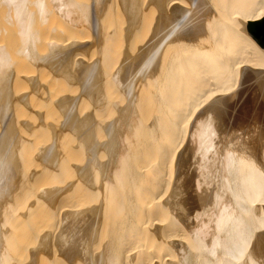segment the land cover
I'll return each instance as SVG.
<instances>
[{"label": "bare ground", "instance_id": "6f19581e", "mask_svg": "<svg viewBox=\"0 0 264 264\" xmlns=\"http://www.w3.org/2000/svg\"><path fill=\"white\" fill-rule=\"evenodd\" d=\"M263 16L264 0H0V264H264V45L241 26ZM33 70L78 87L44 102Z\"/></svg>", "mask_w": 264, "mask_h": 264}, {"label": "rangeland", "instance_id": "374dc122", "mask_svg": "<svg viewBox=\"0 0 264 264\" xmlns=\"http://www.w3.org/2000/svg\"><path fill=\"white\" fill-rule=\"evenodd\" d=\"M116 7H117V6H115V8H116ZM116 13H117V12H116ZM115 16H116V14H115ZM118 17H120V16H118ZM116 18H117V17H116ZM117 19H118L117 23H116V21H115L114 23H116L117 26H118V24H119V18H117ZM117 19H116V20H117ZM120 20H121V18H120ZM121 22H123V21L121 20ZM121 22H120V24H124V25L126 24V23H124V22H123V23H121ZM112 23H113V22H112ZM124 25H123V26H124ZM114 26H116V25H114ZM121 26H122V25H121ZM120 28H121V27H120ZM141 35H143L142 32L140 33V36H141ZM139 41L141 42V40H139ZM117 44H118V41H117ZM117 44H115L116 47L118 46L117 49L119 48V49L122 50L123 47H124V49H125V46H124L125 44H124V43H119L120 46H121V44L123 45L121 48H120L119 44H118V45H117ZM119 49L117 50L118 52H119ZM121 52H122V53H121V55H122V54H123V50H122ZM92 53H93V52H92ZM89 54L91 55L90 52H89ZM93 54H94V53H93ZM96 54H97V53L95 52V55H96ZM95 55H94V56H95ZM92 57H93V55H92ZM73 61H74V60H73ZM113 66H114V65H113ZM111 69L114 70L113 67H112ZM34 70H35V69H34ZM34 70H33V72H30V71H29V73L32 74V73H36V72H37L36 74H39V75H40V73L42 72V73H41V77H42V76H43V77H42V79H41V82H43L42 80H44L45 82H43V83H45L46 85L48 84L47 81H48V82H51V83H50L51 85H52V84L54 85V83H56V84H55L56 86L54 85V87H53V85H52V87H50V86H51L50 84H48V85H50V86L47 85V90H48V92H46L47 90L43 92L44 88H43L42 86H40V89L43 88V90H41V91H42V94H41V95L43 96V94L45 93L44 95L46 96L44 99H43V97H41V98L44 100V102H45V99H46L47 97L49 98V96H50L49 92L51 91V89H53V92H54V94H55V95H54V94L51 92V96L56 97V95H57L59 92H60L59 94H65V93H66L65 91L68 92V91L70 90L69 93H72L73 91H76L75 86L78 87V86H77L78 84L75 85L76 82H73V83H72V81H71V82H69L70 85H69V84H66L67 82H66L64 79H60V81L58 80V81L55 82L54 80H56V79H54V80L52 79L53 75H51V77H50V75H49V74H52L50 71L48 72V71H46V70H45V71L42 70V71L40 72V71H34ZM36 70H37V69H36ZM31 71H32V70H31ZM39 72H40V73H39ZM48 75H49V76H48ZM70 75H71V74H70ZM68 76H69V74H68ZM47 77L51 78L50 80H53V81H49V78H47ZM71 77H73V76L71 75ZM46 78H47L48 80H47ZM39 80H40V78H39ZM61 80L63 81V83H62ZM53 82H54V83H53ZM58 82H59V83H58ZM64 83H65L66 86H67L66 88H65ZM71 83H72V84H71ZM57 84H60V85L58 86ZM73 84H74V87H73ZM62 85H63V86H62ZM71 85H72V86H71ZM28 86H29V87H28ZM60 86H61V87H60ZM27 87H28V88H27ZM57 87H58V89H60V91L58 90V91H59L58 93H57V90H56ZM59 87H60V88H59ZM63 87H64V88H63ZM70 87H71V88H70ZM30 88H31V87H30L29 81H28L27 79L21 78V79H18V80H17V86H16V89H17V90H20V91H18L19 93H21V92H25V91H27V90H30ZM49 88H51V89L49 90ZM61 88H62L63 90H62ZM25 89H26V90H25ZM54 89L56 90V92L54 91ZM67 89H68V90H67ZM71 89H72V90H71ZM17 90H16V91H17ZM21 90H22V91H21ZM62 91H64L65 93H63ZM71 91H72V92H71ZM18 92H17V93H18ZM46 93H47L48 96L46 95ZM56 93H57V94H56ZM72 94H73V93H72ZM114 95H115V94H113V97H116V98L118 97V94H116L117 96H114ZM51 96H50V98H51ZM57 96H58V95H57ZM54 97H52V98H54ZM50 98H49V99H50ZM52 98H51V99H52ZM113 99H115V98H113ZM117 99H119V98H117ZM117 99H116V101H117ZM51 101H52V100H51ZM46 102H47V101H46ZM48 103H49V105H50V102H48ZM48 103H45V104H44V107H46L45 105L48 104ZM84 103L86 104V105H84V106H87V105H88L87 107H88V108H89V107L91 108V106H90L91 103H89V102H88V103H87V102H84ZM84 103H83V104H84ZM53 104H54V105H53ZM81 104H82V103H81ZM49 105H47V106H49ZM51 105L54 106V107L56 106V104L53 103V101L51 102ZM51 105H50V107H49L50 109H48V110H54V111H52L51 113H52V115H53V114L56 115V116L53 115L52 120L55 119L54 116H55V117L58 116V117L60 118L61 115L59 116V114H58V113H60V112L55 113L56 110H55L54 107H51ZM31 106L33 107L34 105H31ZM31 106H29V108H27V110H29V111L31 112V113H29V114L33 115V114L35 113V112H34L35 109L33 110V108H31ZM80 106H81V105H80ZM84 106H82V107H84ZM252 106H253V104L250 103V106L246 108V114H247V115L251 113V111H252V110H251ZM34 107H35V106H34ZM44 109H47V107L44 108ZM82 109H83V111H84V110H87L86 108H85V109L82 108ZM33 112H34V113H33ZM29 114H28L27 116H30ZM27 116H26V117H27ZM34 116H35V115H34ZM34 116H33V117L31 116V117H32V120L29 119V118H31V117H28L27 119H28L29 121H31V122H32V121L34 122V121H35V120H34V119H35ZM243 116H244V115H243ZM26 117H25V118H26ZM50 120H51V119H50ZM55 120H56V119H55ZM43 133L45 134L46 132H42V134H43ZM47 133L49 134V132H47ZM47 133H46V134H47ZM26 134H28V136H29V133H26ZM32 134H33V133L30 134V137H31L32 139L35 140V138L32 137L34 134H33V135H32ZM40 134H41V133H40ZM42 134H41V136H42ZM48 134H47L46 136H45V135L42 136V137L45 136V140H44V138H42L43 140H42V139L39 140L41 137H40V138H39V137H36V139L38 138V140H39L38 143L36 142V140L34 141L35 144L37 143L36 148L39 147V145L41 144L40 142L44 143V142L47 141L48 138H46V137H48ZM30 137H28V138L30 139ZM49 138H50V135H49ZM63 139L65 140V139H66V136H65V138L63 137ZM63 139L61 140L62 143H63V142L66 143L65 141H63ZM31 141H32V140H31ZM43 141H44V142H43ZM66 141H67V139H66ZM39 143H40V144H39ZM60 143H61V142H60ZM33 144H34V143H33ZM31 146H32V145H31ZM37 146H38V147H37ZM33 147H35V146H33ZM34 151H35L34 148H33V150H31V152H28V151H27V155H28V156H29V155L31 156V155L34 153ZM32 152H33V153H32ZM78 155H79V154H78ZM76 157H78L77 159H80V156H77V154H76ZM76 157H75V158H76ZM28 158H29V157H28ZM28 158H27V161H29V164H28V162H27V165H28L27 167L30 168V169H27V171L29 170V171H30L29 174H31V173H33V171H35L36 168L39 167V166H38L39 163H38L37 160H36V159H37V156L35 155V153L33 154V157H30V158H29L30 160H29ZM75 158H74V159H75ZM74 159H73V160H74ZM77 159H76V161L79 162V160H77ZM34 161H35V162H34ZM38 161H39V160H38ZM30 162H31V163H30ZM33 162L36 163L35 165H37L38 167H35V165L32 164ZM29 165H30V166L32 165V166L35 167V168H33V167H29ZM32 168H33V171H32ZM27 173H28V172H27ZM44 174H45V173H42V175H41V174H40V175L38 174V176H41V177H40L41 179H40L38 176H35V177H38V178L40 179V181H42L43 178H45V180L43 179L44 181H49V179L46 180V178H48V176H47V177H44V176H46V175H44ZM42 176H43V178H42ZM38 178H37V179H38ZM28 179H29V178H28ZM28 179H27L26 181H28ZM34 179H36V178H34ZM39 179H38V180H39ZM31 181H32V180H31ZM33 182H34V180H33ZM38 182H39V181H38ZM38 182L35 180V184H37ZM42 182H43V181H42ZM43 183H44V182H43ZM33 184H34V183H33ZM40 184H42V183L40 182ZM40 184H39V187H38V184H37V185H34V187L36 186V187H38V188H41V187H43L44 185L46 186L47 182H46V184H45V183L42 184V185H40ZM29 199H30V198H29ZM16 220H17V219H16ZM18 220H19L20 223H21V219H18ZM19 221H18V222H19Z\"/></svg>", "mask_w": 264, "mask_h": 264}, {"label": "water", "instance_id": "95a60500", "mask_svg": "<svg viewBox=\"0 0 264 264\" xmlns=\"http://www.w3.org/2000/svg\"><path fill=\"white\" fill-rule=\"evenodd\" d=\"M241 26L264 45V16L258 20H246Z\"/></svg>", "mask_w": 264, "mask_h": 264}]
</instances>
